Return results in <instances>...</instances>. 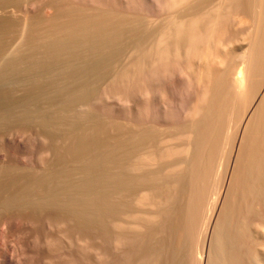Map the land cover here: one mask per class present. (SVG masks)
<instances>
[{
    "label": "bare ground",
    "instance_id": "bare-ground-1",
    "mask_svg": "<svg viewBox=\"0 0 264 264\" xmlns=\"http://www.w3.org/2000/svg\"><path fill=\"white\" fill-rule=\"evenodd\" d=\"M0 87V264H264V0H0Z\"/></svg>",
    "mask_w": 264,
    "mask_h": 264
},
{
    "label": "rangeland",
    "instance_id": "rangeland-1",
    "mask_svg": "<svg viewBox=\"0 0 264 264\" xmlns=\"http://www.w3.org/2000/svg\"><path fill=\"white\" fill-rule=\"evenodd\" d=\"M2 91H4L3 90V87H0V92H2ZM22 128V123H21V120H14V121H12L9 117H8V115L6 114V113H0V150H2V148L3 149H5V148H7V144H6V142L8 141V140H13V139H19V141H21V142H23L24 140V142H26V140H27V136H28V134H24V133H15L14 132V130H20ZM17 134V135H16ZM22 134H23V136H22ZM26 135V136H25ZM26 137V138H25ZM28 139H29V136H28ZM1 142H2V144H1ZM6 145H5V144ZM3 146V147H2ZM6 146V147H5ZM5 147V148H4ZM3 151V150H2ZM223 196H225L224 194L221 196V201L222 200H224L225 198L223 197ZM222 197L224 198V199H222ZM215 198V193L213 192V193H211V201H213V199ZM192 210H193V204H192V202L190 201L188 204H186L185 203V206H184V212H185V216H184V225H188L189 227H190V233H189V231H187L186 232V235H185V238H184V240H183V245L181 246V248L179 249V250H177L176 251V254H175V256H176V258H177V260L178 261H181V260H183V259H185L184 258V256L185 255H183L182 253H184L185 252V254L187 253L188 254V257L189 258H187V259H189V260H187L186 262H188V263H190V264H194V261H193V257H191V256H189V254H193L194 253V249H195V247H196V245H197V243H198V245H199V250H200V248H201V250L203 249V251H204V255L206 254V249L208 248V239H209V234H210V232L209 231H211L210 229H211V225H212V223H213V219H214V216L212 217L213 219L211 220V224H210V226H209V228H208V233H207V239L205 240V242H204V240H201L202 239V237H200V239H199V241H197L195 238H192L193 237V235H192V232H191V226L193 225V221H192ZM211 213V209L209 210V212H208V216H209V214ZM186 228V227H185ZM135 232H137L138 233V231H135ZM143 232V231H142ZM139 233H141V232H139ZM138 233V234H139ZM144 233V232H143ZM141 235V234H140ZM143 235V234H142ZM160 235V234H159ZM141 237V236H140ZM144 237V236H143ZM143 237H141V239L143 238ZM165 236H157L156 238L158 239V238H160L159 240H157L156 239V241H159L158 243H160L161 242V238H163V240H165V238H164ZM145 239H146V237H145ZM194 239V240H193ZM139 240V239H138ZM137 240V241H138ZM136 241V242H137ZM143 241V243L145 244V240H142ZM195 241H196V243H195ZM132 244H133V242H132V240L130 241ZM129 241L125 244L126 246H128V243H130ZM141 241H139V243H140ZM146 242H147V240H146ZM142 243V244H143ZM204 243V244H203ZM141 244V243H140ZM196 244V245H195ZM130 245V244H129ZM135 245V244H134ZM141 246V245H140ZM143 246V245H142ZM129 247V246H128ZM128 247H126V248H128ZM132 248H134L135 246H131ZM138 247V246H137ZM136 247V248H137ZM109 248H111V247H109ZM122 248V247H121ZM123 248H124V245H123ZM141 248V247H140ZM130 249V248H129ZM111 251L113 250V252H111V253H109L110 255L109 256H111L114 252H116L117 251V249H116V251H115V249H113V248H111L110 249ZM124 249H121V251L120 252H124V253H122V254H124V255H126V256H128L129 254H132V253H130L129 252V250H128V253L129 254H126V250H124ZM131 252H132V250H130ZM135 251V250H134ZM133 251V252H134ZM118 252V251H117ZM119 252V253H120ZM114 254H116L117 256L119 255V254H117V253H114ZM116 255H114L112 258H113V262H110V260L112 261V259L110 258L109 259V261H107V262H110V263H108V264H111V263H117L119 260H121V258H122V260H121V263L123 262V258H125V256L124 255H120L121 256V258H119V256H118V261H117V259H115V256ZM132 255H134L135 257H136V254H132ZM137 255H139V253L137 254ZM117 256H116V258H117ZM124 256V257H123ZM140 256V255H139ZM139 256H137V259L135 258H133L132 256V260L134 259L135 261L136 260H138L139 259ZM126 258H128V257H126ZM125 260H127V259H125ZM131 260V262L133 263L134 262V260L132 261ZM186 260V259H185ZM116 261V262H115ZM192 261V262H191ZM126 263H128V262H130V261H125ZM120 262H118L117 264H121ZM128 264H131V263H128Z\"/></svg>",
    "mask_w": 264,
    "mask_h": 264
}]
</instances>
